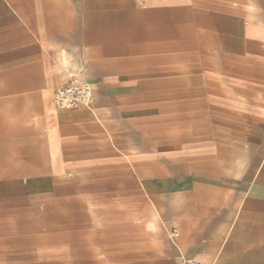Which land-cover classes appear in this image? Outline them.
<instances>
[{
	"label": "crops",
	"instance_id": "obj_1",
	"mask_svg": "<svg viewBox=\"0 0 264 264\" xmlns=\"http://www.w3.org/2000/svg\"><path fill=\"white\" fill-rule=\"evenodd\" d=\"M107 1L0 0V264H264V112L226 173L177 144L219 121L204 72L264 60V0ZM73 74L93 102L60 110Z\"/></svg>",
	"mask_w": 264,
	"mask_h": 264
},
{
	"label": "rangeland",
	"instance_id": "obj_2",
	"mask_svg": "<svg viewBox=\"0 0 264 264\" xmlns=\"http://www.w3.org/2000/svg\"><path fill=\"white\" fill-rule=\"evenodd\" d=\"M99 1L91 0L92 4H98ZM103 1L104 4L108 2L107 0ZM215 65V71L204 72V80L219 83V121L212 122L214 126L216 125L214 128L209 126L211 121L188 120L185 127L190 133L188 136L177 138L181 141H178L177 144L185 150L194 169L211 170L223 174L227 172L229 165L235 166L246 157L248 143L246 140L250 139L248 132L250 129L258 127V118L264 112L262 111L264 60L249 61L238 56H231V60H227L220 57ZM188 75L190 78L193 73ZM147 91L145 90V92ZM204 91L205 97L211 95V90ZM92 102L86 107H90ZM204 107L206 110L207 106ZM157 124L158 127L164 124V121ZM159 139L170 140L169 137L163 136ZM115 145V137L107 135L100 140L97 147L91 146V152H77V157L98 156L100 159H105V156L115 155ZM132 153H125V158L131 159L134 155ZM126 197L127 195H125ZM132 197L133 195L129 194V198ZM92 207L97 208L98 205L93 202ZM137 207L139 208L137 204L126 205L125 202L124 208L127 213L123 219L124 226H132L138 221L139 216L144 214L138 212ZM124 235L125 239L126 236H131V234Z\"/></svg>",
	"mask_w": 264,
	"mask_h": 264
},
{
	"label": "built area",
	"instance_id": "obj_3",
	"mask_svg": "<svg viewBox=\"0 0 264 264\" xmlns=\"http://www.w3.org/2000/svg\"><path fill=\"white\" fill-rule=\"evenodd\" d=\"M95 96V89L89 81L78 74H73L69 82L57 88L54 92L55 106L60 110H73L89 106ZM173 230V234H177ZM182 264H206L194 259H183Z\"/></svg>",
	"mask_w": 264,
	"mask_h": 264
}]
</instances>
